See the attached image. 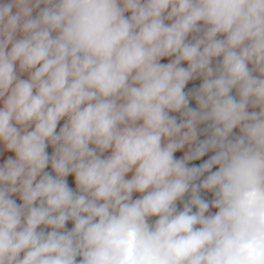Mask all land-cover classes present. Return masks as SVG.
Segmentation results:
<instances>
[{
	"label": "clouds",
	"instance_id": "9594fccd",
	"mask_svg": "<svg viewBox=\"0 0 264 264\" xmlns=\"http://www.w3.org/2000/svg\"><path fill=\"white\" fill-rule=\"evenodd\" d=\"M0 264H264V0H0Z\"/></svg>",
	"mask_w": 264,
	"mask_h": 264
},
{
	"label": "crops",
	"instance_id": "0c3cea01",
	"mask_svg": "<svg viewBox=\"0 0 264 264\" xmlns=\"http://www.w3.org/2000/svg\"><path fill=\"white\" fill-rule=\"evenodd\" d=\"M190 38H191V37H190ZM162 62H167V60H164V61H162ZM214 63H215V62H214ZM184 66H186V65H184ZM201 82H202V81L199 80V79L196 80V81H193V82H189V84L186 86V91L190 90V89L193 88V87H198L199 84H200ZM190 106L195 107V103L192 102V104H191ZM250 110H251V109H250ZM62 124H63V121H61V126H62ZM203 127H204V125H201V128H203ZM204 138H206V137H205V136H201V137H200V139H204ZM51 151H52V149L49 148V153H51ZM181 154H182V153H177L178 156L181 155ZM106 155H107V154H106ZM208 155H211V153H209ZM207 158H208V156H205L204 158H202V160H200V161H194V162H192V164H199V163H202L203 160H205V159H207ZM68 181H69V186L72 187V188H74V187H75V184H74V178H73L72 176H69V177H68ZM136 195H138V194H134V198H135ZM17 202H18V203L20 202L18 198H17ZM179 207L182 208V205H180Z\"/></svg>",
	"mask_w": 264,
	"mask_h": 264
},
{
	"label": "trees",
	"instance_id": "16d2710c",
	"mask_svg": "<svg viewBox=\"0 0 264 264\" xmlns=\"http://www.w3.org/2000/svg\"><path fill=\"white\" fill-rule=\"evenodd\" d=\"M50 170V169H49ZM72 227V223L71 222H68V225H67V228H71Z\"/></svg>",
	"mask_w": 264,
	"mask_h": 264
}]
</instances>
